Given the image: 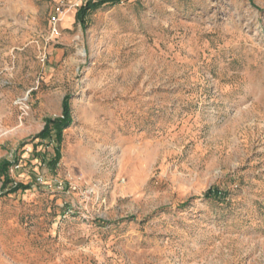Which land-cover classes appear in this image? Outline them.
I'll list each match as a JSON object with an SVG mask.
<instances>
[{
	"label": "rangeland",
	"instance_id": "obj_1",
	"mask_svg": "<svg viewBox=\"0 0 264 264\" xmlns=\"http://www.w3.org/2000/svg\"><path fill=\"white\" fill-rule=\"evenodd\" d=\"M86 3L0 0V264H264V0Z\"/></svg>",
	"mask_w": 264,
	"mask_h": 264
},
{
	"label": "trees",
	"instance_id": "obj_2",
	"mask_svg": "<svg viewBox=\"0 0 264 264\" xmlns=\"http://www.w3.org/2000/svg\"><path fill=\"white\" fill-rule=\"evenodd\" d=\"M122 0H101L100 2H94L93 0L90 2H87L78 12L77 14V21L81 24H85V17L88 15L89 12L93 10H97L102 5L106 3H119ZM71 97L68 96L63 101V112H62V118L59 119H48L46 121L45 128L43 131L37 136V139L47 140L48 138L52 137L55 133L56 142L58 144V150L56 151V156L59 159L60 158V145L63 140V133L66 129L70 128L73 124V117H72V109H71V103H70ZM11 167L10 163L3 162L0 164V175L5 176V181L9 182V169ZM6 183V185H7ZM216 196L215 191H208V193L205 195L206 198H210L212 196Z\"/></svg>",
	"mask_w": 264,
	"mask_h": 264
},
{
	"label": "built area",
	"instance_id": "obj_3",
	"mask_svg": "<svg viewBox=\"0 0 264 264\" xmlns=\"http://www.w3.org/2000/svg\"><path fill=\"white\" fill-rule=\"evenodd\" d=\"M86 2H90V1H92V0H85ZM58 23V20H55V24H57Z\"/></svg>",
	"mask_w": 264,
	"mask_h": 264
}]
</instances>
